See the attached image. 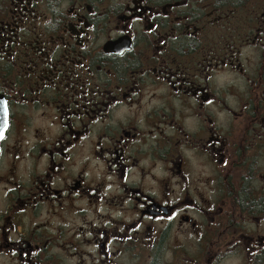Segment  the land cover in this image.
Returning a JSON list of instances; mask_svg holds the SVG:
<instances>
[{"label": "flooded vegetation", "instance_id": "1", "mask_svg": "<svg viewBox=\"0 0 264 264\" xmlns=\"http://www.w3.org/2000/svg\"><path fill=\"white\" fill-rule=\"evenodd\" d=\"M0 264H264V0H0Z\"/></svg>", "mask_w": 264, "mask_h": 264}, {"label": "water", "instance_id": "2", "mask_svg": "<svg viewBox=\"0 0 264 264\" xmlns=\"http://www.w3.org/2000/svg\"><path fill=\"white\" fill-rule=\"evenodd\" d=\"M4 128H5V125L3 127L0 126V138H1L2 134H3Z\"/></svg>", "mask_w": 264, "mask_h": 264}]
</instances>
